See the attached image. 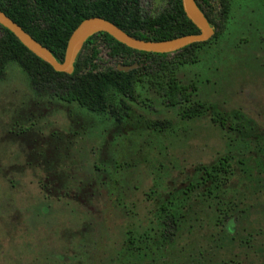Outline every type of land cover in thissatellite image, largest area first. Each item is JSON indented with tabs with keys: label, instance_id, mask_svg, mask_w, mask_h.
I'll return each mask as SVG.
<instances>
[{
	"label": "rangeland",
	"instance_id": "374dc122",
	"mask_svg": "<svg viewBox=\"0 0 264 264\" xmlns=\"http://www.w3.org/2000/svg\"><path fill=\"white\" fill-rule=\"evenodd\" d=\"M167 2L142 6L156 14ZM102 56V66L121 63ZM178 78L246 126L222 127L210 113L183 119L146 85L117 121L39 98L23 69L9 68L0 80V264H264V0H233L224 34ZM225 156L224 183L186 197L201 166ZM163 203L184 215L171 243L155 230Z\"/></svg>",
	"mask_w": 264,
	"mask_h": 264
},
{
	"label": "trees",
	"instance_id": "16d2710c",
	"mask_svg": "<svg viewBox=\"0 0 264 264\" xmlns=\"http://www.w3.org/2000/svg\"><path fill=\"white\" fill-rule=\"evenodd\" d=\"M233 0H195L199 10L214 29L209 41L221 37L227 27ZM0 9L17 22L38 42L46 46L59 61L65 58L68 40L75 28L93 16L103 18L129 35L144 40H168L184 35L200 34L187 17L182 0H168L160 12L148 13L142 0H0ZM195 43L174 53L137 51L117 41L106 32L89 36L76 56L70 74L55 71L48 63L33 54L7 28L0 24V80L12 65L26 73L29 86L39 98H53L76 103L99 115H112L122 121L141 104L139 86H148L171 107H181L183 119L202 117L208 113L222 127L242 131L246 123H229L222 113L197 99L195 84H184L178 78L180 68L198 62V50L209 43ZM103 50L115 66H102ZM128 68V69H127ZM148 125L163 131L167 120H152ZM202 180L191 182L184 192L192 196L202 184L210 182L219 188L230 173V157L219 159L211 167L201 166ZM210 188L207 194L212 195ZM173 203H163L156 218V231L166 242H173L184 215ZM231 218V215H230Z\"/></svg>",
	"mask_w": 264,
	"mask_h": 264
},
{
	"label": "water",
	"instance_id": "95a60500",
	"mask_svg": "<svg viewBox=\"0 0 264 264\" xmlns=\"http://www.w3.org/2000/svg\"><path fill=\"white\" fill-rule=\"evenodd\" d=\"M182 5L187 17L200 30V34L184 35L160 41L144 40L129 35L103 18L93 16L84 19L72 32L62 63L54 57L46 46L38 42L1 9L0 24L10 30L26 48L48 63L55 71L70 74L74 70L76 56L81 50L84 41L89 36L99 32L108 33L117 41L134 50L160 54L174 53L192 44L204 43L212 39L215 34L214 29L199 10L195 0H182Z\"/></svg>",
	"mask_w": 264,
	"mask_h": 264
},
{
	"label": "bare ground",
	"instance_id": "6f19581e",
	"mask_svg": "<svg viewBox=\"0 0 264 264\" xmlns=\"http://www.w3.org/2000/svg\"><path fill=\"white\" fill-rule=\"evenodd\" d=\"M78 49H79V47H78Z\"/></svg>",
	"mask_w": 264,
	"mask_h": 264
}]
</instances>
